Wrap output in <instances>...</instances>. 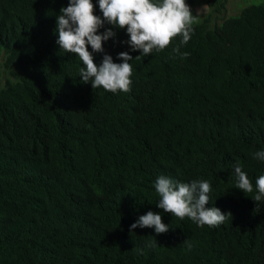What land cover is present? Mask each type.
Instances as JSON below:
<instances>
[{
    "label": "trees",
    "instance_id": "trees-1",
    "mask_svg": "<svg viewBox=\"0 0 264 264\" xmlns=\"http://www.w3.org/2000/svg\"><path fill=\"white\" fill-rule=\"evenodd\" d=\"M242 1L231 15L227 0H186L206 8L190 41L139 59L106 23L95 63L133 57L131 91L113 94L56 43L68 0H0V264H264V202L235 188L237 162L254 188L264 175V0ZM160 175L211 181L206 207L232 217L209 228L165 213ZM149 210L167 233L130 232Z\"/></svg>",
    "mask_w": 264,
    "mask_h": 264
},
{
    "label": "clouds",
    "instance_id": "clouds-1",
    "mask_svg": "<svg viewBox=\"0 0 264 264\" xmlns=\"http://www.w3.org/2000/svg\"><path fill=\"white\" fill-rule=\"evenodd\" d=\"M98 5L102 17L95 15L96 5L92 0H68V6L62 7L57 16L56 43L63 52L75 54L82 62L79 76L83 83L91 81L93 89L102 88L113 94L131 91L134 70L129 61L133 57L129 52H120L117 58L122 62L116 63L105 54L99 65L95 63L93 53H103V43L115 36L112 28L98 34L106 23L126 29L129 36L126 43L131 51L140 52L135 57L139 59L164 51L177 37L180 38V46L186 45L194 34L193 25L197 22V14L193 15L186 0H98ZM88 46L92 51L88 50ZM173 50L182 59L190 55L188 52L181 53L179 47ZM253 155L255 159L264 161V150ZM234 175L235 188L246 195L254 193L251 198L257 205L264 202V175L255 180V188L239 162L234 167ZM154 188L159 197V209L180 220L187 218L198 227L217 228L232 217L231 212L206 207L212 191L209 180L180 182L160 175L154 182ZM136 228H152L160 235L167 233L170 225L162 221L160 213L149 210L130 226V232Z\"/></svg>",
    "mask_w": 264,
    "mask_h": 264
},
{
    "label": "rangeland",
    "instance_id": "rangeland-1",
    "mask_svg": "<svg viewBox=\"0 0 264 264\" xmlns=\"http://www.w3.org/2000/svg\"><path fill=\"white\" fill-rule=\"evenodd\" d=\"M246 5L243 3L242 0H227L226 3V14H231V15H236L239 13L242 8H244ZM192 10V13L194 15L197 14V16L205 14L206 13V8L203 5L197 4L194 7H190ZM3 81V73L2 69L0 68V86H3L4 83Z\"/></svg>",
    "mask_w": 264,
    "mask_h": 264
}]
</instances>
